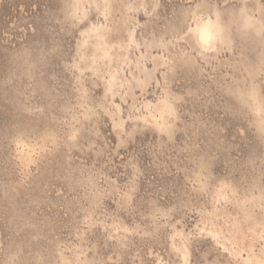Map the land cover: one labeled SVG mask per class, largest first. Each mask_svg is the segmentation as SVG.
<instances>
[{"label":"rangeland","instance_id":"obj_1","mask_svg":"<svg viewBox=\"0 0 264 264\" xmlns=\"http://www.w3.org/2000/svg\"><path fill=\"white\" fill-rule=\"evenodd\" d=\"M0 264H264V0H0Z\"/></svg>","mask_w":264,"mask_h":264},{"label":"bare ground","instance_id":"obj_2","mask_svg":"<svg viewBox=\"0 0 264 264\" xmlns=\"http://www.w3.org/2000/svg\"><path fill=\"white\" fill-rule=\"evenodd\" d=\"M198 34L202 41L209 43L214 38L222 36V27H218L217 23L211 19L197 24Z\"/></svg>","mask_w":264,"mask_h":264}]
</instances>
